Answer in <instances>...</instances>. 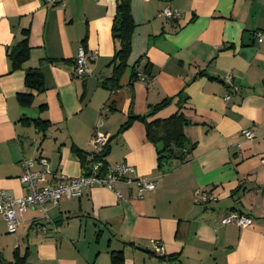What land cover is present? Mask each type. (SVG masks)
Returning a JSON list of instances; mask_svg holds the SVG:
<instances>
[{
  "label": "crops",
  "instance_id": "1",
  "mask_svg": "<svg viewBox=\"0 0 264 264\" xmlns=\"http://www.w3.org/2000/svg\"><path fill=\"white\" fill-rule=\"evenodd\" d=\"M165 7L181 17H160ZM131 13L128 67L112 90L104 84L120 46L112 35L116 0H0V191L26 194L25 159H46L55 175H83L73 147L92 155L99 122L110 144L108 168L126 164L132 177L158 181L142 198L135 185L120 186L122 198L91 186L46 211L30 208L15 234L0 216V264H112L119 252L123 264H264V0H131ZM25 32L29 58L13 70L11 54ZM246 33L253 36L248 46ZM80 47L94 56L92 74L83 78L74 75ZM29 69L40 70L44 87L22 106ZM228 76L239 89L226 100ZM166 99L173 100L146 121L183 114L195 147L185 160L160 165L144 122L123 126ZM35 120L50 127L38 131ZM196 189L218 201L196 204ZM230 211L253 226L219 225Z\"/></svg>",
  "mask_w": 264,
  "mask_h": 264
},
{
  "label": "built area",
  "instance_id": "2",
  "mask_svg": "<svg viewBox=\"0 0 264 264\" xmlns=\"http://www.w3.org/2000/svg\"><path fill=\"white\" fill-rule=\"evenodd\" d=\"M54 3L55 0H47ZM159 16L167 20H177L181 17V12L170 7L163 8ZM258 41H262L259 34ZM94 56L89 55L84 47H80L79 53L74 60V75L79 78L87 77L92 74L91 62ZM138 78L147 81L143 73H138ZM232 77L228 76L225 82L229 85L230 91L227 92L225 99L229 100L232 93L238 91L239 87L232 81ZM103 123L99 122L91 137V144L94 153H101L108 143V135L100 130ZM243 135L249 139H254V132L246 129L242 131ZM93 153V154H94ZM39 168H36L35 166ZM23 173L20 181L26 190V194L21 198H15L13 194L7 190L0 191V216L6 223L7 232L15 234L21 223L23 214L30 208H36L46 211V206H57L62 200L79 197L83 190L91 186H99L114 191L120 198L123 194L120 186L128 187L135 185L137 187V195L142 198L143 194L153 191L158 185L156 179L149 177H132L134 172L131 166L120 164L108 168V171L99 175L100 165L94 163L89 174H83L79 177H66L64 175H55L49 162L40 158L38 160L25 159L22 162ZM264 190V188H263ZM194 201L198 205H206L218 201V197L212 192L196 189L194 191ZM48 219V216H45ZM217 223L221 226H237L239 228H249L253 226V220L237 211H230L226 215L218 218ZM43 234L48 232V228L43 225L40 228ZM155 252L159 256H164V247L161 242H153Z\"/></svg>",
  "mask_w": 264,
  "mask_h": 264
},
{
  "label": "trees",
  "instance_id": "3",
  "mask_svg": "<svg viewBox=\"0 0 264 264\" xmlns=\"http://www.w3.org/2000/svg\"><path fill=\"white\" fill-rule=\"evenodd\" d=\"M136 25L131 13V0H116V16L114 25L112 28V35L114 40L118 41L120 46L111 65L114 66L112 77L109 78L104 86L110 89H115L119 85V80L122 73L128 67V58L132 49V35L134 33ZM30 47L28 41V32H25V37L21 41L18 47L11 54L12 69L17 70L22 67L29 58ZM134 77H138V73H134ZM25 85L31 91L29 94H19L18 100L22 106H30L32 104L34 95L33 91H41L44 87L42 73L39 69H29L25 75ZM173 99H166L161 103L152 106L149 113L145 116H132L124 124L123 128L130 126L135 120H141L146 127V137L155 146L163 144L164 151L158 153V160L161 163L164 161L177 158L185 160L189 153L194 149L195 144L188 141L184 134V128L188 125V120L183 114H175L165 120H158L154 122H147V116H152L158 111L165 108ZM41 110L44 106L40 107ZM35 128L38 131L45 133L50 127L48 121L35 120L33 121ZM74 154L80 160L85 174L91 172L92 165L98 163L100 169L98 174L103 175L108 171V164L106 161L107 156L110 153V144L107 143L106 147L101 153L87 154L84 151L73 147ZM112 264H123V255L121 252L112 253ZM160 260L164 259V256H159ZM21 263L23 260L18 259ZM172 261H174L172 259ZM1 262V259H0Z\"/></svg>",
  "mask_w": 264,
  "mask_h": 264
},
{
  "label": "water",
  "instance_id": "4",
  "mask_svg": "<svg viewBox=\"0 0 264 264\" xmlns=\"http://www.w3.org/2000/svg\"><path fill=\"white\" fill-rule=\"evenodd\" d=\"M252 41H253V36H252L250 33H246V34L244 35V45H245V46H248V45L251 44ZM157 149H158V152H159V153L163 152V151H164V146H163V144H159V145L157 146Z\"/></svg>",
  "mask_w": 264,
  "mask_h": 264
}]
</instances>
